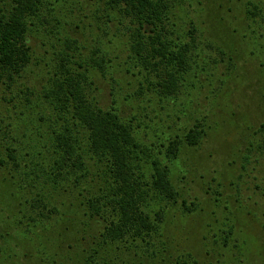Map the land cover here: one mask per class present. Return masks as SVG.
I'll list each match as a JSON object with an SVG mask.
<instances>
[{"label":"trees","instance_id":"obj_1","mask_svg":"<svg viewBox=\"0 0 264 264\" xmlns=\"http://www.w3.org/2000/svg\"><path fill=\"white\" fill-rule=\"evenodd\" d=\"M48 1L0 0V253L10 252L11 258L14 250H42L37 264H118L112 256L98 258V250H85L82 261L66 255L92 240L91 222L102 230L95 246L136 242L150 246L160 240L166 207L180 200L170 165L185 142L177 136L167 142L166 164L156 156L159 153L155 155L156 141L148 145L149 135H141V130H153L159 138L143 107L140 114L126 118L116 108L100 106L92 78L107 71L109 57L101 48L88 61L64 55L53 45L59 62L49 83L39 87L20 83L33 61L31 32L45 28L54 17ZM102 1L110 13L109 23L116 22L118 29L125 27L129 33V63L143 77L138 100L150 93L160 102L178 99L191 73L198 77V69L207 72L198 62L203 47L211 49L214 95H218L215 85L222 89L241 63L264 55V0H248L244 18L234 28L232 23L224 25V16L213 9L207 44L196 36L197 28L189 39L174 29L170 23L178 6L174 0ZM262 72L258 74L264 78ZM198 128L185 137L192 148L205 137V130ZM259 132L264 135V123ZM75 197L82 198L80 207L69 204ZM182 203L187 213L196 210V205L190 209L188 201ZM154 204L160 209H153L152 217ZM48 233H58L55 250L72 252L61 258L58 253L49 255L50 240H42ZM184 257L176 264H182Z\"/></svg>","mask_w":264,"mask_h":264},{"label":"rangeland","instance_id":"obj_2","mask_svg":"<svg viewBox=\"0 0 264 264\" xmlns=\"http://www.w3.org/2000/svg\"><path fill=\"white\" fill-rule=\"evenodd\" d=\"M247 1L174 0L178 6L173 10L170 23L176 25L174 29L182 32L185 39H189V33L197 28L196 36L207 44L211 42L212 10L224 16V25L231 26L232 23L231 28L238 27L244 18ZM48 2L54 17L46 24L47 29L40 27L37 32H31L33 61L19 79L20 83L38 87L48 84L59 62L53 54L55 50L64 55L83 56L90 61L93 53L101 48L109 57L107 71L104 75L98 71L92 78L96 81L98 90L94 96L100 106L116 108L126 118H133L143 107L150 114L153 129L158 130L161 140L155 138L153 130H141V135H149L145 138L148 145L156 141L155 155L159 153L156 156L166 164L167 142L177 136L185 143L170 165L180 200L177 205L166 207L165 227L160 239L164 246L159 239L150 246L141 242L132 246L120 243L95 246L92 244L102 230L91 222L89 238L92 240L73 252L55 250L58 233L45 234L49 237L42 240L49 239L46 242L52 249L47 253L51 256L58 253L61 258L72 252L66 256L81 260L85 250H98V258L112 256L118 264H176L181 256H185L183 261L192 264H264V147L260 149L264 146L261 141L264 135L259 132L264 123V78L258 74L259 71L264 73V55L241 63L240 69L222 89L215 85L218 95H214L210 76L211 49L203 47L201 59L197 60L207 72L198 69V77L191 73L178 99L171 97L160 102L150 93L138 100L136 94L143 77L137 69H131L129 63V33L125 27L118 29L116 22L109 23L110 13L105 11L103 1ZM101 29L108 33L104 35ZM53 32L58 33L56 37ZM2 91L0 88L1 95ZM197 125L198 129L201 126L205 130V137L192 148L185 137ZM163 143L165 148L160 147ZM183 200L188 201L190 209H193L192 204L196 205V210L187 213ZM81 201V197H75L69 204L80 207ZM153 209L158 212L160 207L151 206L152 217L155 216ZM40 251L18 249L11 258L8 256L12 253L1 252L0 264H37L43 257ZM77 251L82 255L77 257ZM116 256L119 258L114 259Z\"/></svg>","mask_w":264,"mask_h":264}]
</instances>
